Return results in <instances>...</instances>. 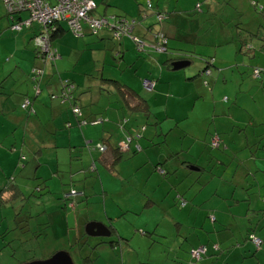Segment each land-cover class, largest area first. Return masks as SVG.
I'll use <instances>...</instances> for the list:
<instances>
[{"label": "crops", "instance_id": "obj_1", "mask_svg": "<svg viewBox=\"0 0 264 264\" xmlns=\"http://www.w3.org/2000/svg\"><path fill=\"white\" fill-rule=\"evenodd\" d=\"M94 1L96 7L90 12L92 17H103L109 21L119 16L137 18L138 23L135 24L132 33L146 41L145 44L160 47L162 46L159 40L161 34L156 33L159 29L167 37L166 50L161 52L153 50L148 52L149 55L144 54L138 57L129 39L123 38L119 43L114 44L108 30H100L97 35H89L86 32V25L83 24L84 32L80 38H75L65 31L60 38L52 42L59 57L53 64L44 68V74L38 80L40 90L37 96L32 97V85L28 77L31 67L38 65L39 61L38 59L36 61L33 56L31 34L26 31L16 34L10 32L7 27L9 22L2 8L0 13V86L2 85L0 87V189L11 176L21 198L13 200L10 204H0V229L4 226V235L13 230L26 233L23 237L13 238L17 240L14 245L8 241L6 243L10 245L6 246L3 239H0V253L7 258L9 256V261L14 264L43 260L57 250L66 253L72 264H83L86 260H90L87 264H161L160 261L154 263L155 261L150 259H140L139 254L144 248L150 252L155 247L153 245L158 241L156 236L161 234L159 236L163 237L164 221H166V212L163 207L165 203V206L171 209L169 212L172 213V219L178 222L176 234H181L176 241V246H173L176 247L175 249H172L171 243L164 246L166 255L172 253L171 258L176 259L171 262L172 264L189 260L187 253L189 248L199 244V229H206V232H211L210 229H212L216 232L223 225L233 226L235 229L236 227L244 228V225H247L250 232L261 238L262 243L259 254L256 252L252 255L249 249L251 246L245 244V249L238 251L245 256L244 259L237 253L236 261L228 257L223 259L221 264H264V211L255 214L252 212L255 209L264 210V189L261 188L264 187V181H261L262 183L259 181L264 179V152L261 151L259 155H256L257 152H251L253 148H249L252 144L256 145L260 140L256 137L260 138L263 133L260 130L257 134L254 132L252 135L255 137H252L251 141L247 140L239 150H235L236 153H233L232 159L235 165L232 168L221 153L216 151L209 154L206 151L209 136L212 133L219 135L221 127L219 129L216 126L210 127L209 122H212L214 118V111L217 109L215 105L223 106L222 103L213 99L212 105L206 102L201 104L203 122L207 120L204 125H207L206 128L210 130L206 131V134H209L208 137L206 135L197 137L189 133L185 126L188 121H184L190 120L192 116L195 117L193 108L197 104L196 94L205 96L208 90L213 98L212 92L218 78L217 73L210 69L209 85L204 86L201 83L203 74H200L201 77L198 74L203 70L204 60L207 59H199L201 52L196 53L195 50L198 49L193 46L206 44L213 47L212 51L206 50L211 54L207 58L208 60L211 58L213 68H216L217 64L224 67V69L217 67V72H222L231 71L232 68L225 65L216 55V47L232 44L233 53L236 55L234 59L242 65L241 70L236 68V71L242 72L244 67H251V70L254 68L251 66L254 60L248 64L246 58L242 56L239 58L237 53L243 52L249 58H253L256 53L255 48L257 51H264V46L260 48L262 41L259 40L260 37L255 42L252 39L249 40L247 46L252 48V52L246 51L250 53L248 55L244 50L237 51L235 32L240 26L254 34L262 33L264 0H227L229 6L220 9L218 8L225 4L223 2L226 0ZM198 3L200 10L195 9V4ZM164 11L168 13L167 19L158 22L157 14L163 15ZM218 16L220 19H217ZM218 20L229 27L228 31H233L230 29L234 26L232 28L234 37H223L220 42L217 39L198 41L200 25L206 24L213 28L211 24H216ZM224 29L227 30V27H222L221 31ZM113 51L114 53L119 51L120 59L116 61V66L109 64V57L111 58ZM182 53L191 54V60L195 58L199 62L193 64L191 61L182 68L173 70L162 64L164 59L178 57ZM66 65L71 68L69 75L65 74V71H68ZM188 65L193 66L188 68ZM90 68L94 72V77L90 76ZM65 78L74 83V93L78 97L81 111L79 116L72 114L68 104L55 98V95L53 98L49 97L51 93L58 92L60 81ZM102 78L118 79L129 89L137 92L146 100L150 115L158 121L159 132L161 133L164 126L167 127L162 139H159L156 138V127L154 125L149 127L145 123L142 137L136 141L141 150L120 161L115 173L109 172L104 167V161L109 159L108 151L100 153L94 145L104 136L109 137V142L124 144L126 140L123 139L122 132L126 130L120 127L122 117L127 118L123 125L126 124L128 127L136 126L144 121L142 115L129 113L116 101V89L112 85L103 84ZM142 78L155 80L152 90L142 88ZM172 78H175L173 84L168 82ZM226 79V77L223 78V82H226ZM173 85L179 88L177 97L183 95V100L190 99L189 104L192 110L185 105L181 107L179 113L169 115L171 121L167 122L168 124L161 125L159 115L151 104L153 101L161 102L163 98L166 99L167 107L168 95L171 94L172 97L174 91ZM25 96L31 100L33 114L26 113L20 107ZM219 111L222 112V109H218ZM209 113L210 120H208L209 115L207 116ZM45 115H47L45 120L49 124L41 138L34 134V130ZM94 118H97L95 123L88 122ZM180 121H184V125H180ZM22 123H25L23 132L19 130ZM27 123L33 126L29 135L25 132ZM214 123L223 126L228 125L229 122L226 123L217 118ZM187 134L190 137L188 145L203 139L204 142L201 143L206 144L204 161L208 159L211 165L215 164L216 168L213 170L215 174L219 173L228 178V182L221 183V179L219 180L215 175L206 186L197 188L191 184L194 178L192 173L193 177L189 183L182 184V181L177 186L179 174L180 177L184 175L180 169L186 168L181 165V159L175 157V153H178L184 161L196 160L191 157L194 153L188 151L187 146L184 145ZM219 138L222 142L220 135ZM193 140L194 142L191 143ZM152 142L158 144L152 145ZM223 145L224 151L232 150L231 143L226 142ZM229 154L228 158L231 156ZM21 156H23L22 160ZM27 156H31V159L29 160ZM92 163L94 167L89 170L88 167ZM156 165L167 167L169 172L175 171L177 176L172 173L167 179L161 178L160 173L154 169ZM188 176L190 177V174ZM234 176H236L235 179ZM253 176H258L256 181H251ZM50 177L57 178L61 187L54 186L53 189V185H47ZM108 183L117 185L111 188ZM160 185L165 191L164 200L166 201H163L161 205ZM68 189L76 193H68L66 200H62L61 192ZM251 191L253 192L249 194ZM178 192L183 193L186 200L182 210L171 208L173 205L177 206L175 196ZM147 198L151 199L149 205L145 203ZM14 206H17V209L13 208ZM194 206L206 216L209 213L213 216L210 226L200 224L201 227L198 229L195 220L188 222V215ZM178 208L181 207L178 206ZM59 213H62L63 233L71 238V244L77 242L80 245L79 247L75 244L72 247L74 253L78 258L80 257L78 263L73 261L71 251L65 249L64 242L62 246L53 243L43 249L40 245V237H48L50 232H53V242L60 235L64 238L58 229V223L54 222ZM223 215L228 219H224ZM17 218L24 222L17 225L15 222ZM88 223L101 224L103 226L101 231L107 232V235H89L85 229ZM24 224L25 227L22 228ZM109 224L114 228L115 234H112L113 231L109 233L107 228ZM93 231H96L95 228ZM238 234L241 237L240 232ZM99 238L105 241L99 243L91 253L88 252L90 250L88 245L94 244L95 240L99 241ZM80 239L84 242L82 243ZM107 239H111L113 243H108ZM182 240L183 243L180 244ZM22 245L27 248H24L23 252H17L16 248ZM7 247L10 248L8 254ZM233 253L234 257L236 252ZM84 256L87 258L82 259ZM208 262L209 259L205 258L200 263Z\"/></svg>", "mask_w": 264, "mask_h": 264}, {"label": "rangeland", "instance_id": "obj_2", "mask_svg": "<svg viewBox=\"0 0 264 264\" xmlns=\"http://www.w3.org/2000/svg\"><path fill=\"white\" fill-rule=\"evenodd\" d=\"M219 1V0H218ZM200 3V2H199ZM223 5H221L218 9L225 7L227 8L229 6L228 1H224ZM1 1H0V13L1 10L3 8V11L6 10L5 6H3ZM220 13V12H219ZM128 16V15H127ZM217 19H220V16L217 17ZM219 22H217L216 24H211L213 28L206 26V24H202L200 25V29L198 30L199 33V38L198 41H200V39L203 41L205 39L208 40H214L217 39L218 42H220L223 37H234L233 32L234 29H230L233 31H228L229 27L226 26L225 24H221L220 20H218ZM222 27H227V30L224 29V31H221ZM243 27V26H242ZM263 33H264V28H263ZM216 35V37L214 36ZM201 41V42H202ZM252 41L255 42L256 39L252 38ZM170 43V42H169ZM161 47V46H160ZM196 47L195 50L196 53H199L198 51H200L201 53V58H206L211 56V54L208 52H206V50L212 51L213 47L209 46V45H203V46H193ZM217 48V52L216 55L219 56V58H221V60L225 63V65L230 66L232 68V70H226V71H222V72H217V67L224 69V67H221L219 64H215L216 68L210 67L213 72L217 73L218 78H217V82L216 85L213 89L212 92V97L211 98V94L209 93V91L207 90V92L205 93V96L203 95H197L196 94V105L193 108V115H195V117H191L190 120H184L185 122H187L186 126V130L193 134L196 135L197 137H201L203 135H206V137L209 136V134H206V131H210L208 130V128H206L207 125H204L206 123V121L203 122L202 119V113L200 111V107L202 106L201 104H203V102H206V104H210L212 105L214 103V100L219 101L220 103L223 104V106H217L216 111H214V115H213V119L212 122H209V124H211L210 127H217V129H219L221 127V129L219 130V135L222 138V142L219 148H212L209 146V144H207V148L206 149V144L205 143H201L204 142L203 139H201L200 141H198V143H193V141H191V145H188V142L190 143V137L187 134L186 137V143L184 144L185 147L187 146V150L190 152L194 153V156L192 155L191 157L194 159H200L199 162H204V157L205 155V149L207 151V153L209 152H219L221 153L222 157L226 158L229 165L232 166V168L235 165V161H232L234 155L233 153H236L235 150H239L242 147V144H244L247 140L251 141L253 136L252 134L255 132V134L258 133V130H260L263 133V136H261L260 138L256 139H260L258 140V142L255 144L250 145L249 148H253L251 150V152H257L256 155H259L261 151L264 152V72H261V76L258 78H254L250 73L251 70L250 68H245L244 67V71L242 72H237L236 68L238 70H241V63L238 62L237 60L234 59V53H233V45L229 44V45H219L216 47ZM157 52H161L162 50L160 49H156ZM255 56L253 58H249L247 55L243 54V52L241 53H237L238 57L241 58L245 57L248 64L252 63L251 66H253L254 68H258V69H264V51H257L255 48ZM236 56V55H235ZM193 64H196L197 62H199V60L193 58ZM245 64V63H244ZM245 64V65H248ZM263 65V66H261ZM190 68V66L193 65H188ZM198 66V65H196ZM66 68L68 69V71H65V74L69 75L71 68L69 65H66ZM187 68V67H185ZM182 70V69H181ZM75 71V70H72ZM93 70L90 68L89 69V73H93ZM230 74H232L230 76ZM227 78L226 82H223V78ZM204 79L208 80V76H204ZM201 77V79H203ZM174 79H169L168 82H171L172 84L174 83ZM174 86V85H173ZM208 89V88H207ZM179 88L174 86V91L172 92V97L171 94L168 95L167 98V107L165 106L166 104V99H161V102L158 101H153L151 106L153 107V109L155 110L156 114L159 115L160 118V123L161 125H165V123L171 121L169 115L170 114H176L179 113V111H181V107L185 106L191 108V105L189 103H191V101H189V98H185L183 100V95L182 96H178V91ZM224 97H226L227 99H225ZM214 99V100H213ZM225 99V100H224ZM161 103V104H160ZM190 105V106H189ZM218 109L221 110L222 112H218ZM192 110V108L190 109ZM198 114V115H197ZM208 120H210V113L207 114ZM198 116V117H197ZM46 117L47 115L43 116V120L37 124L35 130H34V134L40 136L41 138L44 136L45 133V128H48V124L49 122H46ZM153 116L151 115V118ZM222 119L224 120V122L228 123V125L224 124L223 126H221L219 123H214V121L216 119ZM154 120V119H153ZM231 120V121H230ZM184 121H180V125H184ZM144 122L146 124H148V126H153L150 122V119L144 120ZM203 124H202V123ZM168 124V123H167ZM24 125L25 123H22L19 127V130L21 132H23L24 129ZM218 125V126H217ZM156 127L157 130V136L156 138L162 139L163 133L167 130V127L164 126V128H162L161 133L159 132V128H158V124L154 125ZM183 126V127H185ZM209 127V128H210ZM130 130H135V131H141L139 134L142 135V131H143V126H141V123L138 125H133V126H129ZM33 129V126H30L29 123L26 124V134L29 135L31 130ZM209 133V132H208ZM137 135V134H136ZM141 138V137H140ZM140 138H138L137 140H139ZM226 142L231 143L232 146V150L229 152L224 151L223 147V143L225 144ZM255 145V146H254ZM244 150V149H242ZM241 150V151H242ZM202 151V154H200ZM223 152V153H222ZM230 153V154H229ZM238 153V152H237ZM228 154L231 155L228 158ZM233 155V156H232ZM29 158V160L31 159V156H27ZM232 161V162H231ZM75 162V161H74ZM213 163V162H211ZM209 167L210 163L207 162L206 163ZM21 166V164H20ZM131 170L133 168H130ZM47 171H52V170H47ZM54 171V169H53ZM193 176L190 175V177L186 178L183 180L182 184H187L190 182L191 178ZM258 176H253V179H251V181H256ZM162 178V177H161ZM236 178V176H234V179ZM260 183H262L264 181V179L259 180ZM262 181V182H261ZM50 182V183H49ZM147 183H149V181H147ZM31 184H35V182H31ZM109 186H111V188L113 185L111 183H108ZM138 184V183H137ZM47 185H53V189L54 186L57 187H61V183L59 182V180L55 177H53V179L50 177L48 179ZM160 187V199H162V201H160V205L162 204V202H166L164 200L165 198V191L162 187V185L159 186ZM264 189V187H261ZM55 191V190H54ZM253 191H251L249 194H251ZM19 201V200H18ZM154 207H156V205H154ZM163 207L165 209L166 212V216L165 219L166 221H164V235L163 237H160L159 234L158 236H156L158 238L157 243H154L153 249L150 250V252L146 251V248L142 249L141 254H139L140 259H150L152 261H155L154 263H158L157 261H160L161 264H172L171 262L175 261L176 259L171 258L173 256L172 253H169L168 251V255H166L165 251H164V246H166L168 243H171L172 245V249H175L176 247V241L178 240V238L181 236V234H176L178 228H176L173 224V220L171 219V215L172 213L169 212L170 207L167 208V206H165V203L163 204ZM12 209V206L10 207ZM171 208H175L178 210H182L183 208H178V206L173 205V207ZM189 208V207H188ZM160 210V208H157ZM62 212V211H61ZM168 213V214H167ZM189 220L188 222H191L192 220H195V225L196 227H198V229L201 227L199 226L200 224L203 226H206L207 224L210 226L211 223V219L206 216V214L204 212H202L201 210H199L197 207H193L189 213ZM224 219H228L227 216L223 215ZM205 220V221H204ZM202 221H204L202 223ZM3 222V219H2ZM58 223V229L60 230V232H62V235L64 236V238L60 235L57 239H55L56 241L53 242V232H50L48 237H40V245L42 247V249L45 246L53 245V243L55 245L58 246H62L63 242L65 249H68L69 251H71V257L73 259V261L75 263L79 262V258L78 256L74 253V251L72 250L73 246L71 245V238H68L64 233H63V221H62V213H59L56 218L55 221ZM208 222V223H207ZM54 226V225H53ZM23 228V227H22ZM205 229V228H204ZM4 226H1L0 229V239H3V241L6 243L8 241H10V244H15L17 242L16 238L17 236H24L25 233H19L18 230H13L11 232H7L5 235L4 233ZM200 232L198 233L199 238H198V243L200 244H207V254H205V256L202 254L200 260H192L190 259V253L189 251L188 256H189V260L186 259L185 262H180V264H201L200 262L207 258L209 259V262L207 264H221V262L223 261V259H226L228 257H231V259H233L232 261H236L238 259L237 257V253L239 248H233V246H229L231 243L235 242V238L236 241H239L241 239V245H240V251H242L243 249H245V244H250L248 241L244 240V233L242 235V238L239 237V234L237 233V230L233 227V226H227V225H223L222 227L218 228V230L213 231L212 229H210L211 232H206L207 230H201L199 229ZM13 232H15V235H13ZM241 235V234H240ZM140 237H145L143 235H139ZM242 240H244V242H242ZM1 241V243L3 242ZM19 242V241H18ZM183 243V240L180 242V244ZM10 244L6 243V246H9ZM213 244H218V247H214ZM49 245V246H50ZM199 244H196L194 247H197ZM252 246V245H251ZM15 247V246H14ZM145 247V245H144ZM27 248L25 245L19 246L17 247L16 251L20 253V251L23 252V249ZM251 251L254 250L253 247L249 248ZM57 251H61V250H57ZM56 251V252H57ZM10 252V248L7 247V254ZM233 252H236V254L233 257ZM257 254L260 253V251H256ZM14 257V256H13ZM241 257V255H240ZM252 260H254V258H252ZM238 263V262H237ZM0 264H14L12 261H9V256L8 258L3 254L0 253ZM245 264V263H244ZM254 264V263H251Z\"/></svg>", "mask_w": 264, "mask_h": 264}, {"label": "trees", "instance_id": "obj_3", "mask_svg": "<svg viewBox=\"0 0 264 264\" xmlns=\"http://www.w3.org/2000/svg\"><path fill=\"white\" fill-rule=\"evenodd\" d=\"M0 1H1L2 5L4 6L2 0H0ZM94 3H95V1H94ZM251 4H255V3L251 2ZM95 7H96V4H95ZM95 7H94V9H95ZM195 9L200 10L199 3L195 4ZM93 10H91L90 12H92ZM4 12H5V16L7 18V21L9 22L7 24V27L10 30V32H14L16 34V33H19V32L26 31V32H30V34H31L30 42H31V48H32V51H33V56H34L35 60L38 59V61H39L38 65L31 67L30 73H29V77H28L29 78L28 80H29V82L32 85L31 96L35 97V96H37L38 91L40 90V88L38 86V80L43 76L44 68L47 65L53 64L54 61L56 60V59L55 60H49L48 57H46L38 49V46L34 43L35 35L37 33L38 34L39 33H47L48 34L49 46L53 50H56L55 47L53 46L52 42L55 39L60 38L65 31L66 32L68 31V33H70L75 38H80L81 36H83V32H84L83 31V24H82V31L76 34V33H72L70 30H68L64 20H54L51 23L50 27L47 25L48 27H46V28L42 27L41 24H38L36 22L35 23L31 22L30 25L25 26V25L22 24V22L24 20H26L28 18V16H29V12L26 9L17 10L16 12H12L11 11V13L7 12L6 10ZM90 12L88 13L89 16H91ZM157 13H159V12H157ZM162 13H163V15L157 14L158 15L157 17L159 18V19L157 18L158 22H161V21L167 19V17H168V13H166L165 11L162 12ZM106 21H107V23L104 26H102L99 29H97L96 32H94V33H92L90 31L91 29H89L88 26L86 25V28H87L86 32H88L89 35L90 34L91 35H97V33L100 30H104V29L108 30L110 35H111V37H110L111 41L114 44L115 43L117 44V42L119 43L120 40L123 39V38L129 39L131 41V43L133 44V48H134L135 54L138 57H140V56H142L144 54L145 55H149L148 52H151V51L156 50V49H160L162 51L166 50L165 46H166L167 37L159 29L157 30L156 33L157 34H161V36L159 38V40L161 41V45H162L161 47H157V46L155 47L153 45L145 44V43H147L146 41H143L141 37H139V36H137V35L132 33V30H133L135 24L138 23L137 18L133 19V18L125 17V16H119L118 18L114 19L113 21H109L108 19ZM20 23L22 25H20ZM14 25H20V28L16 29V28H14ZM115 34H117V35H115ZM262 34H264L263 30H262V33L258 34V32H257V33L254 34L253 32L247 31L246 29L241 28L239 26L237 28L236 32H235V35H236L235 41H236V43L238 45L237 51L244 50L245 52L249 51L251 53L252 52L251 51L252 48L251 47L249 48L247 46L248 42L252 38L258 39L259 37H260L259 40L262 41V44L260 45V48H262L264 46V35L261 36ZM140 42L142 43L141 45H139ZM250 53H247V54L249 55ZM118 54H119V51H117L115 53L113 51V54H111V58L109 57V60H110L109 64L111 66H116L115 65L116 61H119L120 58L118 57ZM40 56H42V57H40ZM191 59H192L191 58V54L182 53V54H179L178 57L173 56V57H169L168 59H164L162 61V64L166 68H168L170 70L180 69L184 65H186L187 63H191V61H192ZM210 59L209 60L208 59L204 60L203 70H201V72H199V74H198L199 76H200V74H203V77L204 76H209L210 69H211L210 67H214L211 64ZM177 62H182V63H185V64L183 66L179 67V68H176L175 65H176ZM35 69H40L41 70V74L39 76H34L35 74L32 72V70H35ZM253 69L254 68L251 69V73H250L251 75H252ZM90 76L94 77L95 76L94 72L91 73ZM101 80H102L103 84L112 85L113 88L116 89V92H117L116 93L117 94L116 101L119 102L121 104V106H123L129 113L142 115L143 121L144 120L147 121V119H150L151 120L150 123L152 125H156L158 123V121L155 120L153 117L151 118L150 111H149L148 104H147L146 100L143 97H141L137 92L129 89L123 82H121L118 79H112V78L104 79V78H102ZM144 81H148L151 84L150 87H145L144 84H143ZM154 81L155 80H151V79H148V78H142L141 79V86L145 90H148V91L152 90ZM60 82H61V84L59 86L58 92L51 93L49 95V97L53 98V95H55V98H57L60 101L65 102V103L68 104L69 110H70V112L72 114L79 116L81 114V111H80V105L78 104V97L74 93V83L71 80H69L68 78L61 79ZM201 83L204 86H208L209 85L208 80H206L204 78L201 80ZM0 84H1V82H0ZM25 100H26L27 103L25 105H23ZM30 104H31L30 98L25 96L24 99L22 100V102L20 103V107L26 113H29V114L32 113L33 114L34 110L31 108ZM73 108H77L78 109V113H74L73 112ZM81 121H83V123L85 122V120H81ZM96 121H97V118H94L92 120H89L88 122L95 123ZM125 121H127V118L126 117H122L121 118V122L122 123H121L120 127L123 128L124 130H126V131L122 132L123 133L122 137H123L124 140H126L124 143L127 145V147H123L119 142H116V143L109 142V137L108 136H104L103 138H101L100 142H97L94 145V148L100 153H104L105 151H108L109 159L104 161V167L111 173H115L117 165H118V163L120 161H122L123 159H125L127 157H130L131 155H133L136 152L141 150V148L139 147V145L136 142L138 138L142 137L139 134L141 131L140 130L139 131H135L133 129L130 130V128L126 124L123 125V123ZM145 125H146L145 122L141 123V126H143V128L145 127ZM213 138H216V140H217V145L216 146H211V139H213ZM220 143H221V140H220L218 134L212 133L209 136L208 144H209L210 147L219 148L220 145H221ZM151 144L152 145H157L158 143H153L152 142ZM175 157L181 159L180 160L181 161V165H183V167L186 168V169H180V171L183 172L184 175L182 177H180V174H179V176H178L179 178L177 179V186H179L180 183L184 179L188 178L189 177L188 175L189 174L191 175L192 173L194 174V178L192 179L193 181H192L191 184L193 186L197 187V188H202V187L206 186V184L209 182V180L212 177H214L215 175H217L216 177H218L219 180L221 179V183L229 181L228 178L226 179L224 176H221V174H219V173L215 174V171H213L216 168L215 164H212V165L210 164L209 167H208V165L206 164L209 161L208 159L205 160L204 162H199L197 160H186V161H184V160H182L183 158H181V156L178 155V153H175ZM208 157H210V156H208ZM20 159L22 160L23 156H21ZM93 167L94 166H93V163H92V164L89 165L88 169L92 170ZM166 168H164L162 165L154 166V169L160 173L162 178H166L167 179L168 177H170L172 175V173L175 176H177V174L174 173L175 171H172V172L170 171L169 172ZM174 188H175V185H174ZM36 189H37V187H36ZM68 193H70V189H68L65 192H61V195H62L61 199L62 200H66L65 198H67ZM73 193H76V192L73 190ZM20 195H21L20 192L17 190L15 184L12 181V177L10 176V177L7 178V180L5 182V185L0 189V204H5V203H9L10 204L13 200L19 199ZM175 201H176L177 206L182 207L185 204V202H186V200L184 199L183 193H181V192L179 193L178 192L177 195L175 196ZM145 203H146V205H149L151 203V199L147 198L145 200ZM13 208L17 209V206H14ZM259 211H264V210H261V209L260 210L259 209L258 210H256V209L252 210V212L254 214L258 213ZM207 215L212 221L213 220V216L210 213L207 214ZM15 216L17 217V215H15ZM26 219L27 218H25V220ZM171 219H172V217H171ZM15 222H16L17 225H19V223L24 222V220H19L17 218V219H15ZM173 224H174V226L176 228H178V222L176 220H173ZM22 227H25V224ZM42 228L43 229L45 228L44 224H43ZM107 228L109 230V233L112 232V231H113L112 234L116 233L114 228L112 227V225H110V224L107 225ZM244 228H237L236 227L237 233L240 232L241 238H242V235L244 233L243 239L248 241L250 243L249 244L250 246L252 245L251 247H253L254 250L251 251V254L254 255L256 253V251L259 250V248L261 246V243H262V240H261V238L257 237L253 232H250V228L247 225H244ZM142 233H144V232L142 231ZM252 238H258L260 240V242L256 245L253 242ZM99 239L100 240L97 241V242L95 240L94 244H89L88 245L90 247V250L88 252L91 253V251H93L95 249V247L99 243H102V242L105 241V240H103V238H99ZM80 240H81L82 243L84 242V240H82V239H80ZM244 240H242V242H244ZM107 242L111 243V244L113 243V241L111 239H107ZM75 244H77L80 247L79 243H77V242L71 244V246L75 245ZM240 245H241V239L239 241H236V238H235V242L231 243L229 246H233V248H240ZM213 246L214 247H218L217 244H213ZM188 251H189L190 257H191L190 259H192L194 261L200 260L202 254L205 255V253L207 251V244L206 243L205 244H200L199 243V245L197 247L193 246V247L189 248ZM238 251H240V249ZM194 253H197L198 256L196 257L194 255ZM238 254H241V258H243V259L245 258V256H243L242 253L238 252ZM86 258L87 257L84 256L82 259H86ZM89 261L90 260H86L85 262H83V264H87V263H89Z\"/></svg>", "mask_w": 264, "mask_h": 264}, {"label": "built area", "instance_id": "obj_4", "mask_svg": "<svg viewBox=\"0 0 264 264\" xmlns=\"http://www.w3.org/2000/svg\"><path fill=\"white\" fill-rule=\"evenodd\" d=\"M2 2L7 12L11 13V11L16 12L22 9H26L29 12L28 18L22 22L25 26L30 25L31 22H36L46 28L50 27L54 20H64L68 30L77 34L82 31V24L87 25L91 29L90 31L94 33L107 23L103 17H91L88 15V12L95 7L93 0H2ZM22 24L20 23V25ZM20 25H14V28L19 29ZM34 43L49 60H55L59 57L56 50L49 46L47 33H37L34 37ZM141 44L140 42L139 45ZM32 72L35 74L34 76L41 74L40 69L32 70ZM261 72H264V69L254 68L252 76L258 78ZM143 84L145 87H150L151 85L148 81H144ZM26 103L25 100L23 105ZM73 112L78 113V109L73 108ZM216 145V138L211 139V146ZM122 146L127 147L125 143ZM70 193H73V190ZM252 240L256 245L260 242L258 238H252ZM194 255L198 256L197 253H194Z\"/></svg>", "mask_w": 264, "mask_h": 264}, {"label": "water", "instance_id": "obj_5", "mask_svg": "<svg viewBox=\"0 0 264 264\" xmlns=\"http://www.w3.org/2000/svg\"><path fill=\"white\" fill-rule=\"evenodd\" d=\"M184 64L185 63L177 62L175 67L179 68ZM93 228H95L96 231H93ZM85 229L89 235H107V232L101 231L103 230V226L98 223H88ZM23 264H72V263L70 261L69 256L66 253L58 251L43 260L29 261Z\"/></svg>", "mask_w": 264, "mask_h": 264}, {"label": "bare ground", "instance_id": "obj_6", "mask_svg": "<svg viewBox=\"0 0 264 264\" xmlns=\"http://www.w3.org/2000/svg\"><path fill=\"white\" fill-rule=\"evenodd\" d=\"M93 1H94V0H93ZM89 12H90V11H89ZM89 12H88V13H89Z\"/></svg>", "mask_w": 264, "mask_h": 264}]
</instances>
